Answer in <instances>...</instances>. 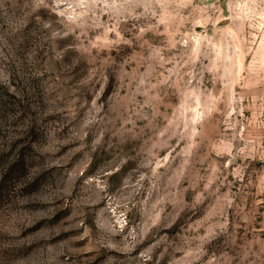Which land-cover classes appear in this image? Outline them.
Listing matches in <instances>:
<instances>
[{
    "label": "rangeland",
    "instance_id": "rangeland-1",
    "mask_svg": "<svg viewBox=\"0 0 264 264\" xmlns=\"http://www.w3.org/2000/svg\"><path fill=\"white\" fill-rule=\"evenodd\" d=\"M0 264H264V0H0Z\"/></svg>",
    "mask_w": 264,
    "mask_h": 264
}]
</instances>
